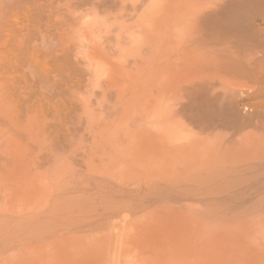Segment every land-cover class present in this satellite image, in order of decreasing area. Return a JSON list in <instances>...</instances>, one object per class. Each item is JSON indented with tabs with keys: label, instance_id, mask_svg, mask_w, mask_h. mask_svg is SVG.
<instances>
[{
	"label": "bare ground",
	"instance_id": "bare-ground-1",
	"mask_svg": "<svg viewBox=\"0 0 264 264\" xmlns=\"http://www.w3.org/2000/svg\"><path fill=\"white\" fill-rule=\"evenodd\" d=\"M0 197L26 264H264V0H0Z\"/></svg>",
	"mask_w": 264,
	"mask_h": 264
},
{
	"label": "rangeland",
	"instance_id": "rangeland-1",
	"mask_svg": "<svg viewBox=\"0 0 264 264\" xmlns=\"http://www.w3.org/2000/svg\"><path fill=\"white\" fill-rule=\"evenodd\" d=\"M41 189H42V188H41ZM42 191H43V189L41 190V192H42ZM41 192H40V193H41ZM0 198H1V197H0ZM1 199H2V198H1ZM39 201H41V202H39V206H40V205L42 206V204H43V199L41 198V199H39ZM27 202H28V200H27ZM18 203H19V202H17V204H18ZM3 204H4V203H3V200H0V213H1L2 208H3V206H4ZM19 204H20V203H19ZM19 204H18V205H19ZM19 206H20V205H19ZM41 206H40V207H41ZM14 208H16L15 205H14ZM43 208H44V207H43ZM3 209H5V207H4ZM15 210H16V209H15ZM17 210H18V209H17ZM39 210H40V209H39ZM3 212H4V211H2V213H3ZM7 212H8V211H7ZM3 214L5 215V213H3ZM41 221H42V220H41ZM41 223H42V222H41ZM41 225H43V228H42L43 231H44L45 229H48V226H46L45 224H41ZM45 226H46V227H45ZM39 227H41V226H40V222H39ZM52 228H53V227H52ZM39 229L42 230L41 228H39ZM49 230L51 231V229H49ZM52 230H53V229H52ZM50 231H49V232H50ZM40 232H41V233H45V232H47V231H45V232L39 231V233H40ZM51 232H52V231H51ZM51 232H50V233H51ZM53 233H54V232H52V233L49 234V235L45 233V234H43V235H44L46 238H47V237L50 238V235H52V236L54 237V234H55V233H54V234H53ZM84 234H85V235L81 234V236L83 235V238L80 236V237H76V238L73 239L74 241H72V242H77V241H78V242H77V243H78V246H77V243H76L75 245H73L74 248H73L72 245H71L72 247H71V246L68 247V248H70L69 250H73L72 252H69L68 249L66 250L67 247H65V246H64L65 244H64L63 246H64V250H65V251H62V254L59 253V251H58L59 249L57 250V248H60V252H61V250L63 249L62 246H60V247H56V244H58V243H59L58 245H60V244L62 245V243H60L61 239H60V240H57V238L54 237V238H56V240H55L56 242H54L53 239H52V237H51L50 240L54 242V243L52 242V243L55 245V246H54L52 243H50V240H49V239H46V238H45V239L47 240V242L50 243V246H51V245L53 246V247L51 246V247L53 248V252H52V251H51L52 249H51V248L48 249V247H47V246H49V244L47 243L46 246H44L45 243H46V241H45V239H44V240H41V239H42V238H41L39 243H40V245L44 244L43 247H46V248H44V252H43V251L40 252V250H39V252H40L41 254H38V255H37L38 257H36V260L38 259V261H36L37 264L40 263V260H41V263H42V264H57V263L62 264V263H63V260H65L66 256H67V257H69V256L73 257L74 254H75V256H76V254L79 253V247H80V245H83V246H84V244H85V246H86V247H85L86 251H91V250L93 251L94 248L91 249L92 247H91V248L89 247L90 250H88L89 248H87V247H88V245H90L91 243H92V245L95 243V245H93V247L96 248V246H97L99 249H98V248H96V249L98 250L99 253L104 252L105 249H102V248H104V246L101 248V246L98 245V241H97V240H96L95 242L93 241L94 243H93L91 240H89L90 238L93 239V237H90V236H91L90 233H87V234L84 233ZM88 234H89L90 236H89ZM39 235H40V234H39ZM55 236H56V234H55ZM85 236H86V237H85ZM41 237H42V235H41ZM84 237H85L86 239H84ZM88 237H90V238L88 239ZM43 238H44V237H43ZM83 239H84V240H83ZM81 240H83V243H80ZM93 240H94V239H93ZM57 241H58V243H57ZM61 242H62V241H61ZM68 242H69V241H67V242H65V243H68ZM72 242H71V244H74V243H72ZM90 242H91V243H90ZM63 243H64V242H63ZM89 243H90V244H89ZM58 245H57V246H58ZM92 245H90V246H92ZM66 246H67V244H66ZM99 246H100V247H99ZM1 247H2V248H1V250H0V254H2V252H4V253H3V255H0V257L2 256V257L0 258V264H3V263H4V264H17V263H13L12 260H14L16 257L19 258V256H21V257L19 258V260H21V258H23V260H24L25 258H26V259L28 258V256L25 255V254L23 253L22 250H20V248H19V250H18L19 253H18V251H16V252H17V253H16L15 251H13L14 248H15V246H14V248L11 247V251L9 250L10 252H9L8 250L5 251V250L3 249V245H2ZM43 247H40V249L42 250ZM81 247H82V246H81ZM5 248L10 249L9 247H5ZM12 248H13V249H12ZM16 248H17V246H16ZM75 248H76V250H78V251H74ZM82 248H83V247H82ZM2 249H3V250H2ZM96 249H95V250H96ZM15 250H16V249H15ZM48 250H49V251H48ZM80 250H82V249H80ZM20 251H22L23 254H20V253H21ZM46 252H47V253H46ZM57 252H58V253H57ZM64 252H65V253L69 252V253L65 254ZM96 252H97V251H96ZM98 252H97V253H98ZM14 253H15V254H14ZM42 253H43V254H42ZM51 253H52V254H53V253H57V256H55L57 262H56L55 259H53L55 254H53V257H52V255H51V257L49 256ZM63 253H64L66 256H65ZM70 253H71L72 255H70ZM82 253H83V252H81V255H82ZM84 253H85V252H84ZM94 253H95V252H94ZM16 254L19 255V256H17ZM48 254H49V255H48ZM79 254H80V253H79ZM14 255H15V256H14ZM22 255H23L25 258L22 257ZM39 255H41V256H39ZM43 255H44V256H43ZM61 255H64V256H61ZM68 255H69V256H68ZM26 256H27V257H26ZM11 257H12V260H11ZM45 257H46V258H45ZM59 257H60V258H59ZM62 257H63V258H62ZM17 258H16V259H17ZM42 258H43V259H42ZM49 258H50V259H53V260H50ZM48 259H49V260H48ZM62 259H63V260H62ZM28 260H29V259H27V261H28ZM42 260H43V261H42ZM54 260H55V261H54ZM9 261H10V262H9ZM16 261H17V260H16ZM27 261L24 260V261H23V264H24V262H25V264H26ZM11 262H12V263H11ZM48 262H49V263H48ZM55 262H56V263H55ZM29 263H30V262H29ZM29 263H28V264H29ZM19 264H21V263H19Z\"/></svg>",
	"mask_w": 264,
	"mask_h": 264
}]
</instances>
